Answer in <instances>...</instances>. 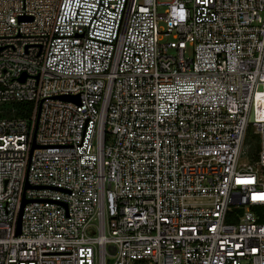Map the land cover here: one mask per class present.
Returning a JSON list of instances; mask_svg holds the SVG:
<instances>
[{
  "label": "built area",
  "instance_id": "built-area-1",
  "mask_svg": "<svg viewBox=\"0 0 264 264\" xmlns=\"http://www.w3.org/2000/svg\"><path fill=\"white\" fill-rule=\"evenodd\" d=\"M0 264H264V0H0Z\"/></svg>",
  "mask_w": 264,
  "mask_h": 264
},
{
  "label": "trees",
  "instance_id": "trees-1",
  "mask_svg": "<svg viewBox=\"0 0 264 264\" xmlns=\"http://www.w3.org/2000/svg\"><path fill=\"white\" fill-rule=\"evenodd\" d=\"M13 107V113L11 114V112H7L6 115H13L16 117H24L28 114L29 111V107L27 103H16L12 105ZM254 135H252L250 132L248 134V138L253 137ZM256 157L255 151H251L250 152V158L251 160H254Z\"/></svg>",
  "mask_w": 264,
  "mask_h": 264
},
{
  "label": "water",
  "instance_id": "water-1",
  "mask_svg": "<svg viewBox=\"0 0 264 264\" xmlns=\"http://www.w3.org/2000/svg\"><path fill=\"white\" fill-rule=\"evenodd\" d=\"M27 200H23L21 206H23L26 203ZM18 231V230H17Z\"/></svg>",
  "mask_w": 264,
  "mask_h": 264
}]
</instances>
